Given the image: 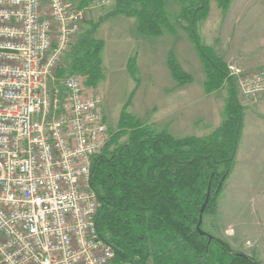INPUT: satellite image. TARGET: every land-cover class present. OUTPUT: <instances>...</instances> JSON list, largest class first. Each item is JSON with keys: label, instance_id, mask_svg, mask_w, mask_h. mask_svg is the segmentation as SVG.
Masks as SVG:
<instances>
[{"label": "built area", "instance_id": "1", "mask_svg": "<svg viewBox=\"0 0 264 264\" xmlns=\"http://www.w3.org/2000/svg\"><path fill=\"white\" fill-rule=\"evenodd\" d=\"M81 2L0 0V264H121L96 225L92 168L111 141L103 99L65 73L100 5ZM228 68L244 97L264 94V67Z\"/></svg>", "mask_w": 264, "mask_h": 264}, {"label": "trees", "instance_id": "2", "mask_svg": "<svg viewBox=\"0 0 264 264\" xmlns=\"http://www.w3.org/2000/svg\"><path fill=\"white\" fill-rule=\"evenodd\" d=\"M115 1L107 17L87 23L88 28L66 56L69 72L65 73L81 74L86 84L95 88L104 79L105 42L98 38V31L108 19L122 16L136 20L140 35L186 33L200 54L207 93L230 82L225 64L199 36V23L208 17L213 0H180L182 11L174 18L168 16L165 0ZM214 1L226 12L232 0ZM169 62L178 86L191 81L174 59ZM130 71L135 77L132 60ZM232 83L225 122L204 138L177 139L167 131L157 132L131 116L127 107L123 109L120 134L95 158L92 168V186L101 203L98 234L113 248L118 263L260 264L204 232L203 223L200 225L209 190L204 214L214 215L218 197L236 164L244 108ZM122 137H127V142L118 145ZM113 145H118L115 151H111Z\"/></svg>", "mask_w": 264, "mask_h": 264}, {"label": "rangeland", "instance_id": "3", "mask_svg": "<svg viewBox=\"0 0 264 264\" xmlns=\"http://www.w3.org/2000/svg\"><path fill=\"white\" fill-rule=\"evenodd\" d=\"M99 1L100 5L91 10L88 20L82 26V32L79 33L73 45L88 28L87 23L99 22L107 17L116 5L115 0H107L106 3L102 0H91L94 4ZM88 2L89 0H85V3L80 5H86ZM182 4L180 0H165L168 16L170 18L179 16ZM198 27L202 44L215 51L216 57L225 64L228 71L230 65H235L251 75L264 67V0H232L226 12L217 1L213 0L209 5L208 17L201 21ZM180 33L182 32L170 35L164 32L161 37L140 35L136 30V20L122 16L108 19L102 24L97 36L105 42L102 54L104 79L93 88L86 84L85 76L78 75L85 78L84 85L88 90H94L95 94L102 97L103 111L110 129L111 140L120 134L119 121L125 107L131 116L145 123L152 118L160 119L168 116L176 106L181 111L179 114L186 116L184 118L189 119L190 115L196 118L194 125L197 120L199 121L194 132L205 128L207 121L204 118L208 116V111L213 110L222 114L223 107L220 104H222V95L224 98L226 92L214 96H209L211 93L205 94V73L200 54L191 38L186 33V35ZM171 58L179 64L183 72L191 77V81L184 86H178L173 78L169 64ZM131 60L134 62L135 77L130 71ZM66 72H69L67 63ZM230 82H225V90L230 91V86L232 88ZM233 87L236 89L234 84ZM237 96L241 102L247 101L248 107L254 108L253 99H248L239 92ZM194 132L189 133H193L194 136L205 135L200 131L198 134ZM126 142L127 137H122L118 145ZM118 145L111 146V151H115ZM240 170L243 174H247L245 171L249 172L250 178L247 177L244 182L239 183L233 180L231 186L245 189V194L248 195V201L250 200L251 203L247 211L244 213L236 211L234 220L223 221L221 218L219 223L215 214H204L202 229L212 237H219L228 243L225 233L231 235L235 229L234 227L224 229L223 226L229 223L237 224L235 226L238 233L237 239L240 240L243 230L240 227L241 220L253 222V228H249L247 233L250 236L249 239L245 242L231 241L228 244L234 251L259 259L261 263L257 261L264 264V243H258L251 231L259 230L256 212L257 196H254L258 183L257 164L250 160L247 163L242 162L238 166V171ZM240 174L242 173L238 175ZM240 200L245 204L246 198L241 196Z\"/></svg>", "mask_w": 264, "mask_h": 264}, {"label": "crops", "instance_id": "4", "mask_svg": "<svg viewBox=\"0 0 264 264\" xmlns=\"http://www.w3.org/2000/svg\"><path fill=\"white\" fill-rule=\"evenodd\" d=\"M182 32V31H181ZM180 34H185L184 32ZM186 35V34H185ZM206 82V77L205 80ZM230 84V83H229ZM205 85V84H204ZM226 83L223 84V87L217 91L212 92L209 96H214L217 94H222L223 92H226V96L222 95V101L220 104L222 108V114L220 112L216 111H208V116L200 117L206 119L207 123L205 125V128H202L201 130H197V132H194L195 128L198 125V120L194 125V121L196 118L192 117L193 115L188 116V118H184L186 116L180 115L179 111L176 106L173 107V110L171 113L163 118L155 119L152 118L145 123L147 125L154 128L157 132H163L167 131L168 134L174 138L182 139V138H188V137H196V138H204L210 136L216 129H218L222 124L225 122L227 115H226V109L227 104L230 99L231 89L229 87V90H225L224 86ZM179 89L183 87H178ZM177 88V89H178ZM178 89V90H179ZM228 89V88H227ZM238 93V91H236ZM205 94L207 95V92L205 91ZM254 100V99H253ZM238 101L240 105L244 108V118H243V126L241 130V136H240V142L238 145V150L236 154V164L233 169V172L229 176L227 183L224 185V188L219 196L218 202L216 204V212H215V218L217 219V223H219L222 220H228L231 222L235 219V215L237 214L236 211L239 212H246L248 209V206L250 203V200L248 201V195L245 194V189L234 188L231 186L233 180L235 183L244 182L245 178H250V173L245 171L247 174H243V171H238V166L240 163L244 162L247 163L248 160H250L253 163L257 164V171L258 173V183L256 185V192L254 196H257L256 204H257V225L259 226V230L256 232L251 230L254 234V238L257 239L258 243H264V94L258 97V99L254 100V108L248 107V103L241 102L238 98ZM247 111V112H246ZM216 113H218L216 115ZM179 114V115H177ZM249 114V115H247ZM220 115V116H219ZM247 115V117H245ZM184 118V119H183ZM215 121V123H214ZM202 133L205 134L204 136H194L193 133ZM249 158V159H248ZM251 168V166L249 167ZM239 173H242L238 175ZM255 190V188H253ZM243 196L246 198L245 204L242 203V200H240V197ZM223 201V202H222ZM233 223V222H232ZM237 224H227L224 229H229L230 227L235 230H233V233H225V238L227 239V242H245L247 239H249L250 236L247 235L249 228H253L254 223L248 222L247 220H241L240 227L243 228L242 230V237L240 240H238V233L235 228ZM224 235V233H223ZM240 238V236H239ZM225 239V240H226ZM228 242V243H229ZM232 245V243H230ZM259 262L260 260L257 259ZM261 263V262H260Z\"/></svg>", "mask_w": 264, "mask_h": 264}, {"label": "water", "instance_id": "5", "mask_svg": "<svg viewBox=\"0 0 264 264\" xmlns=\"http://www.w3.org/2000/svg\"><path fill=\"white\" fill-rule=\"evenodd\" d=\"M209 197H210V190H209V192H208L207 201H206L205 205L203 206V208H202V210H201L200 225H201L202 222H203V214H204V212H205V210H206V207H207V205H208ZM199 228H200V227H199ZM199 231H200V233H201L202 235H205L204 233L201 232L200 229H199Z\"/></svg>", "mask_w": 264, "mask_h": 264}]
</instances>
